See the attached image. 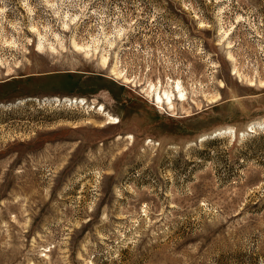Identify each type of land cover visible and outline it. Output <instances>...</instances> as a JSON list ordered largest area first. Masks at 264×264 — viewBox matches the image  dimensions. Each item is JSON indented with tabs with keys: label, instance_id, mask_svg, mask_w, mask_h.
Returning a JSON list of instances; mask_svg holds the SVG:
<instances>
[{
	"label": "rangeland",
	"instance_id": "374dc122",
	"mask_svg": "<svg viewBox=\"0 0 264 264\" xmlns=\"http://www.w3.org/2000/svg\"><path fill=\"white\" fill-rule=\"evenodd\" d=\"M262 134L264 0H0V264H264Z\"/></svg>",
	"mask_w": 264,
	"mask_h": 264
},
{
	"label": "trees",
	"instance_id": "16d2710c",
	"mask_svg": "<svg viewBox=\"0 0 264 264\" xmlns=\"http://www.w3.org/2000/svg\"><path fill=\"white\" fill-rule=\"evenodd\" d=\"M263 138H264V134H262V135H253L250 140L259 141L260 139L262 140ZM263 164H264V162H263Z\"/></svg>",
	"mask_w": 264,
	"mask_h": 264
},
{
	"label": "bare ground",
	"instance_id": "6f19581e",
	"mask_svg": "<svg viewBox=\"0 0 264 264\" xmlns=\"http://www.w3.org/2000/svg\"><path fill=\"white\" fill-rule=\"evenodd\" d=\"M160 97V96H159ZM157 100H161V99H157ZM161 103V101L159 102V104ZM164 103V102H163ZM117 122H119V121H117V120H113V122H109L108 124H111V125H113V124H115V123H117Z\"/></svg>",
	"mask_w": 264,
	"mask_h": 264
}]
</instances>
